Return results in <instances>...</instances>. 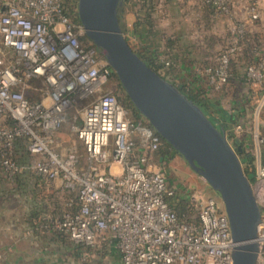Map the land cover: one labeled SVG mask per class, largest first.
<instances>
[{"label": "built area", "instance_id": "2783aa9c", "mask_svg": "<svg viewBox=\"0 0 264 264\" xmlns=\"http://www.w3.org/2000/svg\"><path fill=\"white\" fill-rule=\"evenodd\" d=\"M199 1L216 15L244 2ZM246 10L248 21L233 25L226 49L194 69L207 91L220 92L232 79V64L248 42V24L260 18L258 1ZM78 11L70 0H0V184L13 188L27 173L46 184L59 181L74 196L64 210L43 219L40 229L79 246L115 247L120 264H234L235 242L222 200L196 190L189 198L196 213L180 217L172 204L177 191L159 164L164 139L119 98L121 83L88 38ZM170 57L159 56L160 74L168 80ZM245 75L253 89L248 121L255 117L258 126L240 118L233 134L245 146L242 135L255 133L256 178L264 183V56L249 62ZM33 91L38 98L30 96ZM77 106L82 122L75 130L83 151L61 153L56 134ZM256 241L257 264H264V207Z\"/></svg>", "mask_w": 264, "mask_h": 264}, {"label": "water", "instance_id": "95a60500", "mask_svg": "<svg viewBox=\"0 0 264 264\" xmlns=\"http://www.w3.org/2000/svg\"><path fill=\"white\" fill-rule=\"evenodd\" d=\"M122 0H79V18L135 108L157 133L219 193L235 242L234 264H257L262 207L225 130L176 85L153 69L126 38Z\"/></svg>", "mask_w": 264, "mask_h": 264}, {"label": "crops", "instance_id": "0c3cea01", "mask_svg": "<svg viewBox=\"0 0 264 264\" xmlns=\"http://www.w3.org/2000/svg\"><path fill=\"white\" fill-rule=\"evenodd\" d=\"M179 3L180 0H158L157 10L153 14L156 23L150 31L149 28L143 26L139 32H136L134 27L136 15L126 13L124 17L127 25L124 34L135 51L146 55L148 59L155 55L169 54L175 65L173 68L171 67L172 70L169 68L166 70H169L172 79H177L183 85V89L187 84L192 88L208 92V89L204 88L205 79L197 76L194 69L197 65L211 62L213 60L212 53L217 50L219 44H213L205 38L206 35L203 33L205 27L199 23L203 22L205 15L206 20L213 24L218 21V14L216 15L213 9L203 6L201 3L202 6H193L194 11L192 9L191 12H194L196 20L199 21L202 18L198 24L193 25L188 22L186 13L183 8H180ZM236 10L235 7L233 9L234 18ZM232 16L233 12L224 14V21L230 29L233 27ZM214 20L215 22H213ZM157 63L161 66L159 61ZM241 81L242 79L236 80L235 83L241 84ZM242 92L244 95L236 100L233 108L228 111L231 113L240 111L241 118L248 121V117H251L252 113L251 102L247 99H250V93H253L252 86ZM166 161L162 157L159 158L160 165H164ZM18 185L16 184L13 188L5 185L2 188V194L6 192L5 195H11L12 191L17 192V189L26 191L37 187L35 183L26 182L22 185L20 183L19 187ZM49 185L61 187L60 191L53 195L50 194L48 199L51 196H58L60 192L59 197L63 204L61 211L64 210L74 194L66 191L59 181L49 183ZM38 186L40 188V184ZM39 202L41 200L38 202L30 200V207L26 209L28 221L26 226L12 224L13 230L8 227L9 231L0 238L1 264H120V255L115 247L104 245L96 248H82L73 244L65 236L41 230V221L47 216L57 215V212L55 207H51V204L47 209L45 204L42 202L39 204ZM29 230L33 231L32 234H27Z\"/></svg>", "mask_w": 264, "mask_h": 264}, {"label": "rangeland", "instance_id": "374dc122", "mask_svg": "<svg viewBox=\"0 0 264 264\" xmlns=\"http://www.w3.org/2000/svg\"><path fill=\"white\" fill-rule=\"evenodd\" d=\"M73 4H79V0H70ZM259 2V10H260V18L254 22H249L248 29H247V39L248 42L244 45V50L241 52V54L238 56L239 59L235 60L232 64V70H233V76L230 82L223 88L222 91H214L212 88L211 91L204 92L206 93L208 97L213 99L214 101L218 102L222 107H224L227 110H230L233 108V104L238 100L241 96L244 95L242 92L243 90H246V88H249L251 86V83L248 82V80L245 77L246 72V65L249 62H252L253 60L256 61L259 59V56H264V0H244L243 3L236 5L237 7V13L236 17L234 18V11L232 16V24L234 25L236 22L239 21H248V14L246 10V6L250 5L254 2ZM180 8H183L184 12L186 13V17L188 19V22H191V24L196 25L198 22L202 19L200 18L199 21L196 20V16L194 14L193 6H202L200 4L199 0H180L179 3ZM193 11L191 12V10ZM242 14V15H241ZM242 16V17H241ZM203 22L200 21L199 24L201 26L203 25L205 28L203 29V33L206 35V39L213 42V44H219L217 50L212 53V56H216V54L220 53L221 51L226 49V45L230 42L232 38V31L228 24H226V21H224V14L218 15L217 20L211 24L208 22L205 18V15L203 17ZM8 58H10L12 55L7 54ZM11 57V59H13ZM9 59V60H11ZM214 62V60H213ZM175 63H172L170 66L173 68ZM163 67V64H161V68ZM160 68V69H161ZM160 73V71H158ZM172 78V77H170ZM242 83H235L236 80H241ZM174 84L181 85L177 79L170 80ZM121 84L116 89L117 94L119 95L120 99H123L125 96V93L123 92L121 88ZM188 87L187 84L185 85V88ZM244 87V88H243ZM204 88L207 89L205 86ZM30 96L34 99L38 98L39 94L35 91L29 93ZM202 94V93H201ZM203 95V94H202ZM245 97V96H244ZM247 98V97H246ZM247 100H252L247 99ZM253 108V107H252ZM253 111V110H252ZM264 114V113H263ZM261 115V118H259L260 124V132H264V127L262 122L264 123V115ZM82 122V107L77 106L72 108L68 112L67 121L62 125V127L59 129V131L56 134V150L59 152H64L69 148H75L77 147L79 151H83L82 146L80 145V142L77 138V133L75 128L80 126ZM249 125L254 124V126H258L257 120L254 117V120L248 121ZM252 131V130H250ZM254 136L255 133H248L247 135L244 134L242 137H245L246 144L244 146L245 152L242 155L238 150L237 146L235 145V141L231 139L232 146L237 150L240 160L243 164V167L245 169V173L247 174L246 169L250 166H254L256 168V158H255V142H254ZM232 137V136H231ZM248 140V141H247ZM176 155L173 156L170 159H167L166 163L162 165L164 170L167 173L168 179L170 184H172L176 191L177 195L175 198V201H179V206L181 209H184V197L185 199H189L192 193L196 190L202 191L204 194L207 195H213L217 199L221 200V197L218 192H216L209 183L204 179V177L196 172L189 163L179 154L175 153ZM262 154H263V162H264V147H262ZM27 158V157H26ZM251 160H249V159ZM248 175V174H247ZM251 180V179H250ZM35 183L37 186L34 189H29L26 191H22L17 189L16 191H12L11 195H5L3 193V187L5 185L0 184V238L4 236L11 228L13 230L14 227H12V224H21L23 226L27 225V217H26V209L27 207H30V200H34L38 202L41 200L45 206L49 207L51 204V207H55V211L59 213L61 209L63 208L62 199L58 196H51L49 199V195L53 193H56L60 191V186L55 185H49L48 183H43L38 177L35 175H31L30 173L24 174L20 179H18L17 184L18 187L24 184V183ZM251 182L254 185L255 193L258 194L259 203L261 207H264V183H259L257 181V178H255L254 181L251 180ZM40 184V188L38 186ZM257 184V185H256ZM19 193V194H17ZM39 202V204H41ZM82 248H89L87 246H82ZM91 248V247H90Z\"/></svg>", "mask_w": 264, "mask_h": 264}, {"label": "trees", "instance_id": "16d2710c", "mask_svg": "<svg viewBox=\"0 0 264 264\" xmlns=\"http://www.w3.org/2000/svg\"><path fill=\"white\" fill-rule=\"evenodd\" d=\"M123 3L119 7V18L122 25L123 32H126V22L124 15L126 13H133L135 16L134 27L136 32H139L143 26L149 28L148 30H152L154 27L156 20L154 17V13L158 7V0H122ZM141 55L143 59L148 63L156 71H160L161 66L158 65L157 61L160 55H155L152 58H147L146 55L138 53ZM160 63V61H159ZM122 88V87H121ZM123 90V88H122ZM124 92V90H123ZM183 92L194 102L198 103L206 112V114L210 117V119L218 126L222 127L225 131H229V137L234 138L233 128L239 122L241 118L240 111L231 113L224 107H222L218 102L214 101L210 97L206 96L207 94L202 91V89L192 88L190 86L183 89ZM125 93V92H124ZM203 95H202V94ZM125 105L134 109L136 115H140V112L133 106V103L130 101L128 96L125 93L123 99H121ZM232 136V137H231ZM235 141V145L239 148V144L242 145V150H238L242 155L245 152L243 142H239L237 138L233 139ZM174 148L168 144L165 140L163 143V147L159 151V158L170 159L174 156ZM178 154V153H177ZM249 159V158H248ZM251 160V159H249ZM249 179L252 181L256 178V168L250 166L246 169ZM184 209H181L179 206V201L172 200V204L174 208L177 210L180 217L188 214H194L197 211V208L194 204L190 202V199H185Z\"/></svg>", "mask_w": 264, "mask_h": 264}]
</instances>
